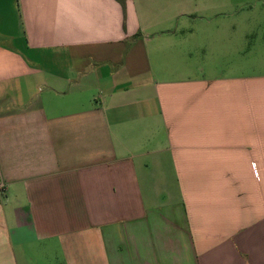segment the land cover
Instances as JSON below:
<instances>
[{
    "label": "crops",
    "instance_id": "0c3cea01",
    "mask_svg": "<svg viewBox=\"0 0 264 264\" xmlns=\"http://www.w3.org/2000/svg\"><path fill=\"white\" fill-rule=\"evenodd\" d=\"M51 263L264 264V0H0V264Z\"/></svg>",
    "mask_w": 264,
    "mask_h": 264
},
{
    "label": "rangeland",
    "instance_id": "374dc122",
    "mask_svg": "<svg viewBox=\"0 0 264 264\" xmlns=\"http://www.w3.org/2000/svg\"><path fill=\"white\" fill-rule=\"evenodd\" d=\"M189 18L191 19L189 21L191 25L201 26L203 23H205L204 19L199 18V16H192V17L190 16ZM211 20H212V16H211ZM190 33H191L190 30H185L184 32L186 41L189 42V44H187L186 46L191 47L192 50H189L191 51L190 54H186L185 61L183 64L192 65L194 67L195 75H198L200 77H204L206 75L207 77H212V78L213 77L226 78L228 77V75L240 74L241 72H244V70H242L241 68L242 65H247V69H249L250 71L253 70L254 67L252 66L255 65V59L252 58L253 55L251 56V53H250V58H240V57L236 58L232 55L221 58H212V56L214 55L211 52V50H209L206 54H204L205 52L200 51L198 50V48H196L200 45V42L204 39V36L202 34H199V31L195 32V34L193 35H191ZM249 39L251 44H253L257 40V37L254 36L252 31H250ZM221 40L222 42H225V39L223 37L221 38ZM251 47L252 46H250V48L248 49L250 50V52L254 49ZM220 51L222 50H218L217 53ZM245 51H247V49ZM246 60L248 61L250 60V61L247 62ZM213 80L214 78L212 79V83L214 82ZM236 85L237 84L234 83L232 86L236 87ZM222 87H224V85Z\"/></svg>",
    "mask_w": 264,
    "mask_h": 264
}]
</instances>
